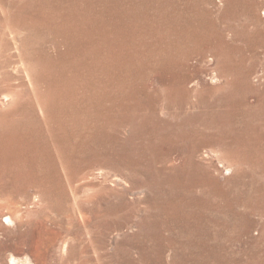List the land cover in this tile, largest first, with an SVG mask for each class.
Masks as SVG:
<instances>
[{"label":"rangeland","instance_id":"obj_1","mask_svg":"<svg viewBox=\"0 0 264 264\" xmlns=\"http://www.w3.org/2000/svg\"><path fill=\"white\" fill-rule=\"evenodd\" d=\"M0 264H264V0H0Z\"/></svg>","mask_w":264,"mask_h":264},{"label":"bare ground","instance_id":"obj_2","mask_svg":"<svg viewBox=\"0 0 264 264\" xmlns=\"http://www.w3.org/2000/svg\"><path fill=\"white\" fill-rule=\"evenodd\" d=\"M30 68H31V67H30ZM25 69H26V68H25ZM16 71H18V70H16ZM4 98H5V99H8V96H5ZM4 101H5V100H4ZM5 102H6V101H5ZM10 219H11L10 217L7 218L8 221H10ZM13 261H14V259H13Z\"/></svg>","mask_w":264,"mask_h":264}]
</instances>
